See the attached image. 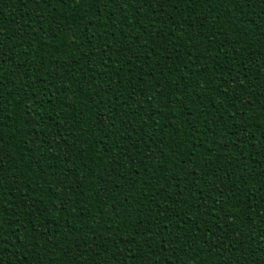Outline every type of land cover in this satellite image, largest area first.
I'll return each instance as SVG.
<instances>
[{"label": "trees", "instance_id": "trees-1", "mask_svg": "<svg viewBox=\"0 0 264 264\" xmlns=\"http://www.w3.org/2000/svg\"><path fill=\"white\" fill-rule=\"evenodd\" d=\"M69 260L264 264V0H0V264Z\"/></svg>", "mask_w": 264, "mask_h": 264}, {"label": "snow or ice", "instance_id": "snow-or-ice-1", "mask_svg": "<svg viewBox=\"0 0 264 264\" xmlns=\"http://www.w3.org/2000/svg\"><path fill=\"white\" fill-rule=\"evenodd\" d=\"M69 38H71V37H69ZM68 264H71V260L68 261Z\"/></svg>", "mask_w": 264, "mask_h": 264}]
</instances>
